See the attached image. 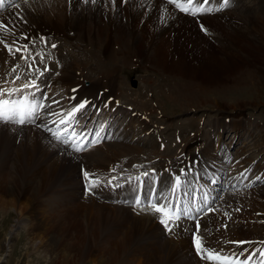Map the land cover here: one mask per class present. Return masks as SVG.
<instances>
[{
	"label": "bare ground",
	"instance_id": "obj_1",
	"mask_svg": "<svg viewBox=\"0 0 264 264\" xmlns=\"http://www.w3.org/2000/svg\"><path fill=\"white\" fill-rule=\"evenodd\" d=\"M221 2L222 0H210L208 6L216 9ZM13 4L18 7H13ZM2 14V21L9 31H0V39L4 41L0 43V48L4 50L0 53V88L19 89L13 98L28 96L30 100L45 105L44 108L38 109L37 117L32 123H0V160L15 167L16 172L20 174L21 168L17 167L19 154L24 157L27 168L38 167V161L40 166H49L30 172L28 186L33 198L19 190L10 194L13 196L12 199L10 197L11 200L21 198L33 212L41 215V222L30 228L31 231L39 230L45 233L53 229L60 234L62 231L67 233L66 229L74 231L82 228V216L87 227L95 230L107 228L109 236L106 242L113 240V246L119 236L117 228L124 230L128 223L126 219L130 218L133 224L124 230L125 234L118 246L121 248L126 242L139 243L149 239L143 248L157 254L161 248L162 253L158 254L157 258L160 264H209L206 260L200 263L197 261L194 245L197 225L199 229L201 227L198 235L201 236L204 246L224 255L244 249L247 250V255L239 257L244 260L253 250L264 248L261 243L264 242V126L259 123L246 126L241 123V113L245 111V106H258L257 99L264 95V0H230L226 8L195 16L179 11L174 5L168 4L167 0H115V3L113 0H96L95 3L92 0H5L0 8V16ZM212 16L224 18L232 26L228 31L215 19L208 21V25L214 27L230 47L236 48L233 52L243 57L242 63L247 69L242 68L240 63H234L230 56L226 57L225 62H219L215 51L209 48L208 42L206 43L195 30L193 20L200 23L201 18ZM95 36H98V39ZM140 40L146 48H138ZM5 44L12 48V52H9ZM111 45H117V50L114 48V52L111 51ZM189 45L191 48L187 50ZM129 56L136 58L135 65L143 59L146 63L149 61L151 66L147 70L151 77L145 78L139 90L135 92L130 91L121 80L123 76L120 73ZM188 62L192 66L189 64L187 69L185 64ZM195 63L199 64L198 68ZM234 67L237 71L235 74L243 70L249 81L248 86L233 84L225 88V85L221 92L235 93L247 87L248 94L254 95L255 98L247 105L246 102L241 106L231 105L236 120L233 116L230 120L228 116H223L217 120V125L211 126L208 137L202 140L195 119H188L187 128L191 129L194 136L188 135L186 130H183L186 133L179 134L184 138L183 148L171 163L170 156L178 151L170 152L167 149L168 142L163 151V139L159 136L154 139L156 132H162L158 130L159 126L164 124L157 126L155 121L154 126L153 123H148L149 116L158 114V108L149 106L152 103L155 105L156 101L158 104L162 103L158 99L160 93L166 96V102L172 99L180 104L185 99L194 100V91L188 89L192 86L191 88L195 87L196 90L199 85L196 76H200L203 68L208 71L212 68L216 71L224 68L223 73ZM4 71L8 72L7 76ZM153 71L160 72L161 75L154 74ZM187 75L191 77L190 81L186 79ZM170 77H175L177 81L171 80ZM29 82H34L36 87L24 88L23 85ZM150 92L153 93L152 98ZM187 93L190 98H187ZM201 94L204 95L200 92ZM84 101L88 102L86 108L77 114L76 122L68 126L69 135L74 131L83 137L81 142L84 149L76 152L69 145L55 140L48 129L56 131V124L52 121L57 118L51 113L66 112ZM214 104L218 110L225 109L216 102ZM133 123H137L140 129L133 131ZM231 123L234 125L228 126ZM221 126L225 127L224 130ZM60 127L63 131L65 126ZM228 129L231 131L226 138L228 143L225 144L224 136L221 135ZM121 131L124 133L122 132L119 138L114 136V132L117 134ZM97 132L100 133L99 142L91 143L97 139ZM141 134L146 136L147 142L142 140ZM162 134L164 136V133ZM211 134H216L217 137H212ZM245 136L253 142L254 155L249 160H243L242 156L246 152L239 154L236 165L241 171L232 172V168L229 175V178L235 180V184L231 181L222 185L219 180L226 172L222 158L228 160L231 157L227 145L233 147ZM160 138L162 140L158 142ZM199 140L205 143L201 144ZM111 141L112 143H109ZM86 150H89L92 164L86 171L92 179L98 181L90 191L86 179L84 180L87 187L83 188L79 178V166L75 164V159H72ZM143 157L145 159H141ZM143 161L146 163H142V166ZM130 164L136 165L134 178L129 172V177L125 178V175L118 184L114 173H110L113 178L109 176L108 172L117 168V165L123 168ZM149 165H152L153 171H149L146 176L142 175L145 173L143 168L150 167ZM65 167L73 171L70 184L78 185L71 187L62 180L57 171ZM249 172L252 174L246 177ZM13 176L16 177L15 174ZM176 176L181 177V185L176 193H172L171 188ZM22 177L23 175L19 178ZM136 177H140V180ZM16 180L17 177L10 182L15 183ZM143 182H152L150 192L147 193L144 189ZM114 183L117 185L114 186ZM129 183L132 185H128ZM134 185L138 186L136 190ZM256 186H260V190L251 191V188ZM222 187L226 190L222 191ZM240 187L245 191L230 193L237 192ZM249 189L251 195L246 192ZM261 190L263 193H260ZM98 191L103 193V203L96 200L102 202ZM218 194L220 198L221 194L224 197L222 196L216 205L214 202ZM131 196H134L132 200ZM137 196L141 197V207L135 206ZM41 197L47 198L46 201H42ZM2 200L0 211L12 210L13 207H10L6 200ZM148 201L171 202L181 211L187 210V215H184L187 219L184 220V216H181L176 222L177 226L170 232V237L166 236L167 240H163L164 233L161 223L158 222L160 214L147 207ZM226 202L230 203L229 206ZM67 205L69 207H66ZM237 207H241V210H237ZM128 208L142 210H135V214H132ZM128 211L131 216L127 214ZM149 211L155 218L148 214ZM189 218H197L198 221L189 222ZM21 224L23 220L20 218L13 224L14 230H11L5 239L3 253L11 250L10 237L23 227ZM60 234L56 236L57 241L66 243L68 233L67 236ZM185 239L187 240L183 242ZM112 250L103 253L101 263L118 262L119 251L116 249L113 254ZM179 253L181 255H178ZM257 259L260 257L257 256Z\"/></svg>",
	"mask_w": 264,
	"mask_h": 264
},
{
	"label": "rangeland",
	"instance_id": "obj_2",
	"mask_svg": "<svg viewBox=\"0 0 264 264\" xmlns=\"http://www.w3.org/2000/svg\"><path fill=\"white\" fill-rule=\"evenodd\" d=\"M12 12H11V14H12ZM2 15L0 16V20H2V18L4 17V15L3 16ZM245 18L247 19L248 17H245ZM214 19L218 23H220V25H222L226 30L230 31L228 28L229 27L231 28L232 26L229 25V22L225 21L224 18L220 19L217 16H212L211 18L210 17L201 18L200 23L195 22V20H193V22L195 23V26H196L195 30L202 37V39H204V41H206V43L208 42V44L210 46V47L209 46L208 47L210 49H212L213 51H215L214 53L216 54L217 60L219 62H221V61L225 62L227 60L228 56H230L229 58L232 59V61L234 63H237V64L240 63V64H242V68L244 67L245 69H247L245 67V64L242 63L243 57H241V55L233 52L236 48L230 47L229 43L226 42L225 38H223L222 35L218 31H216V29L214 27L208 25L209 24L208 21L214 20ZM202 25L204 26V28L207 31L202 30V28H201ZM124 26H125V23H124ZM125 28H126V26H125ZM73 36H74V34L72 35V37ZM95 37H97V39H98V36H95ZM111 41H112V39H111ZM143 45H144V43H143V41H141L140 44L138 45V48H142V49L146 48ZM188 47H186V49L190 50L191 45H189ZM114 48L116 51L118 48L117 45H111V51L114 52ZM142 49H138V50L142 51ZM3 51L4 50L2 48H0V53H3ZM10 54L12 55L13 53H10ZM128 59L126 60V66L122 67V71H121L122 73H120V74L123 77L121 78V80L126 84V87L130 91L135 92V91L139 90L140 86L142 85V81L145 80V78H149L148 76H150V75L147 72V70L151 66H149L150 65L149 61H148V63H146L143 59L140 60L141 63L139 62L138 65L134 64V62H136V58H134L133 56L132 57L129 56ZM131 60H132V62H131ZM189 64H190V62L187 63L188 66L185 64V67L186 68L189 67ZM190 65L192 66V64H190ZM193 66H194V64H193ZM195 66H196V68H198L199 64L195 63ZM212 67H213V65H212ZM223 69L224 68H222L221 70L217 69V71H218V73H217V71L213 68L210 69V71L203 68V70L200 72V76H198V75L196 76L197 82L199 84L198 87L196 88V90H195V87L191 88L192 86H190V88L188 89L189 91H191V90L194 91V93L192 94L196 97V98H194V100H192V99L191 100H188V99L183 100L182 99L183 101L180 102V104L175 103L177 101H173L172 99L169 100V102L168 101L166 102V100H164V98H166V96H163L164 94L160 93V97H158V99H160L162 101V103L158 104V102L156 101L155 105L153 103L151 104L152 106L150 104H148V105H150L149 108H151V107L154 109L158 108V111H157L158 114H155L153 116H149V119H147L148 123H150V124L153 123L152 125H154V126H156V123H157V126H158V124L162 123V124H164V125H162V127L166 128V129H163L160 125L159 127L162 129L159 128L158 130L162 131V132H160V134H159V132H156L154 139H156L155 138L156 136H159L163 139V145H164V147L162 148L163 151L166 149V145H167L166 143L167 142H168V146H169V148L167 147V149H169L170 152L171 151L172 152L178 151V153L172 154L170 156V159H171L170 162L171 163L174 162V158L179 155L181 149L183 148V141L182 140H184V138H182L179 134H181L182 132L186 133V131H187L188 135L190 134L191 136H194V134L191 133V129L187 128L188 127L187 124L189 122L188 119L189 120L195 119V124L197 123V125H198L197 128H199L198 132L200 130V132H199L200 138H201L200 140H202V139H205L208 137L207 134L209 135L210 129L212 128L211 126L217 125L215 123L217 122V120H219L223 116H228L229 120L233 116L236 120V117L234 116L235 114H233V113H235V111L232 110L231 105L237 104V105L241 106L243 104V102H246L245 105H247L248 102H250L252 99L255 98L254 95L248 94V88L247 87L243 89L244 91L239 90V91H236L235 93H233V92L222 93L221 89L225 85L227 86V87L225 86V88H229L233 84H239V85L246 84L248 86V83H249V81H247L248 78H247V76L245 77L242 69L238 74H235L237 72L235 67L232 70L225 71L222 73ZM142 70H144V71H142ZM155 73L160 74V72H154V74ZM203 73H205V74H203ZM4 75L7 76L8 72L4 71ZM209 75H212V76H209ZM0 76H1V74H0ZM186 77H187L186 79H188V81H190L189 78H191V77H188V75ZM170 79L173 81H177L175 77H170ZM200 84H202L204 86H202ZM207 90L209 91L208 93H207ZM200 92L203 93L204 95H202V94L200 95ZM230 94H231V96H230ZM152 95H153V93L150 92L151 98L153 97ZM186 96L188 98L189 93H187ZM257 100H259L258 106L248 107V108H247V106H245V111H243L241 113V119H242L241 123L245 124L246 126H248L251 123L252 124L253 123H259L260 125L264 126V95H262V98L257 99ZM214 102H216L221 107H225V109H222L223 110L222 114H221L222 110H218V107L215 106ZM187 107H189L190 109ZM193 109H196V110H193ZM190 111H193V112H190ZM156 118H158V119H156ZM155 121H157V122L155 123ZM165 121H166V123H164ZM169 121L170 122L172 121V123L170 124ZM124 124H123V126H124ZM137 125H138L137 123H133V126H132V128L134 129L133 131H137L138 129H140L139 125L138 126ZM233 125H234V123H231L228 126H233ZM175 126H177V127H175ZM219 127H220V125H219ZM221 127L224 130L225 127H223V126H221ZM172 128H173V130H172ZM183 130H186V131H183ZM230 131L231 130L228 129L227 132H225L221 135V137L224 136L223 140H225L224 141L225 144L228 143V140H226V138H228L227 136H229ZM116 132H114L113 134L115 137L117 136V138H119V136L124 133L123 131H121L120 133L115 134ZM162 133H164V136ZM166 133H168L170 138ZM214 135L216 136V134H214ZM214 135H212V137H214ZM141 136H142V140L147 142L146 136H144L142 134H141ZM173 137H174V139H173ZM161 138H160V140L158 139V142H160L162 140ZM168 139H172V140H168ZM103 141L106 142L107 140H103ZM134 142H136L135 139H134ZM200 142H201V144L205 143L202 141H200ZM109 143H112V141ZM109 143H105V144L101 143V145H107V144L109 145ZM252 146H253V142H251L250 139H247V136H245V138L243 140H238L236 142V144L233 145L234 148L232 146L227 145V147H228L227 151H229L231 153V157L228 160L226 158H224V159L222 158L223 163H224L223 165L226 166V172L222 175L221 179L219 180V182L222 185L224 183L227 184V183H230L232 181L230 178L227 177V176H229L228 172L231 173V171L233 170L232 172L240 173L241 168L238 165H236L237 161H238V160L236 161V159H237L239 154H241L243 151L246 152L245 155L242 156L243 160H249L254 155V151H253L254 149ZM89 157H90L89 150H86V152L83 151L81 154L75 156V158L74 157L72 158V159H75L74 160L75 164H78V166H79V170H78L80 172L79 178H80V180H82L81 184L83 185V188L87 187V184L85 183L86 181L84 180L85 177H83L84 175H82L83 173H85L83 171H86V169H89L92 165V164H90L91 161H90ZM23 159H24V157L22 156V154H19V157L17 158V161L19 164L17 167L21 168V174L16 172L15 167H13L9 164L7 165L6 162H4L3 160H0L2 162V163H0V164H2V166H0V200H2V199L6 200L7 204L10 207L14 208V209L12 208V210H10V211L9 210L5 211V212L0 211V258L2 259L0 261V264H103V263H101V261H102L101 257L103 256V253L110 252L112 249H113L112 250L113 254H115L116 249H118L119 252L118 251L117 252L119 253V255L117 258L119 260H118V262L113 261L110 264H152V262H153V264H160V261L157 258L162 253L161 248L158 249L159 255L155 251H153V252L149 251L148 252L147 248L146 249L143 248V246H145V244H147V242H149V239L148 240L146 239L143 242L141 241L139 243L133 242V243L129 244L128 242H126V244H124L121 248L118 246V245H120L122 237L125 234L124 230L126 228H129V226H131L133 224V223H131L132 219H130V218L126 219L128 223L126 224V226H124L125 229L124 230L122 229L123 232L120 231V228H117V232H118L119 236L117 237V239L115 238L116 241H115L113 246H112L113 240L106 242L108 239V236H109L107 228L104 229V227H103L100 230H95L92 227H87L86 222H85L86 220H82V216H80L81 222L79 221L80 224H82V228L75 229L74 231H72L71 229H66V231L68 233V240L66 241V243H62L60 241L59 242L57 241L58 238L56 239V236H58V234H60L59 231H55L53 229L52 230L50 229L48 232H45V233H43V232L41 233V231H39V230L38 231L37 230L31 231L30 228H32L33 226H35L39 222H41V215L36 211L33 212L29 205L28 206L25 205V204H27L25 200H22L21 198H20V200L18 198H15L16 199L15 201L11 200L13 198V196L10 194L19 190L22 194L27 195L30 198H33V196L30 193L31 189L28 186V179L31 176L30 172L43 170V169L48 168L49 166L48 165H46L44 167H43V165L40 166V162L38 161V167H35L34 169H33V167L27 168L25 166V162L23 161ZM141 159H145V158L143 157ZM142 163L145 164L146 162L145 161L141 162V165L143 166ZM159 163L161 164V162H159ZM159 163H154V164L156 165ZM130 165L123 166V168L121 166L117 165V168H114L116 170L113 169V171L108 172V173L109 174L114 173V176H116L115 178H118V181H117L118 184H120V181L123 180V177L125 175H126L125 178L129 177V176H127L129 174V172L131 173L129 175L133 176V178L136 176L135 174H133L136 172L134 169L136 165L135 164H130ZM152 165H149L150 167H144L143 168L145 170V173H150L149 171H153V168L151 167ZM236 166H238L239 171H238V168H236ZM68 169L69 168H67V167H65L64 169L61 168V170L58 169L57 172L61 176L62 180L65 181L66 184H68L69 186L73 187V186L78 185V184H75V185L70 184L71 183V177L73 176V171H71L69 169V172H71V173H69ZM234 169L237 171H235ZM254 169H255V166H254ZM24 170H27L28 172H24ZM59 170H60V172H59ZM252 172H249L246 175V177H250ZM243 173L244 172H242V174ZM2 174H4L5 177ZM13 174H15L17 177V180L15 181V183L10 182L11 179L16 178L13 176ZM22 175H23V177L19 178ZM111 175L113 176V174H110L109 176L112 177ZM6 179L8 182H6ZM119 179H121V180H119ZM83 180H84V182H83ZM127 181H129V180H127ZM234 181L235 180H233V182ZM151 184H152V182L149 184L144 183V189L147 190V193L150 192ZM234 184H235V182H234ZM116 185L117 184L114 183V186H116ZM128 185H132V184L129 183ZM226 186H228V185H226ZM134 187L136 190V188L138 186L134 185ZM256 187L251 188V191L255 190V192H257L260 190L259 189L260 186H256ZM222 189H223L222 191L226 190L225 187H222ZM235 189H237V188H235ZM235 189H233V190H235ZM237 190H238L237 192H230V193H236L237 194L238 192L241 193V192L245 191V190L242 191V187L238 188ZM251 191H250V189L246 190V192H249L250 195H251V193H250ZM98 193H99L98 196L101 197L102 202L98 199H96V200L99 203H103V201L105 200L104 196H101V194H103V193H101L100 191H98ZM260 193H263V190H261ZM219 194H218V198H217L216 202H214V203H216V205L224 197L223 194H221V198H220ZM10 197H11V199H10ZM44 197H41L42 201H46L47 198H44ZM133 198H134V196L131 198V200ZM41 199H40V201H41ZM79 199H82V198L79 197ZM83 199H84V197H83ZM128 201H129V199H128ZM229 202H226V203H228V204H226L227 206H229V204H230ZM235 203H238V202H235ZM36 204L38 205V203H36ZM239 206H241V205H239ZM66 207H69V205H67ZM234 207H236V206H234ZM128 209H130V208H128ZM135 210L141 211L142 209H134L133 208V209H130V212L132 214H135ZM226 210H227V208H226ZM237 210L240 211L241 207H237ZM130 212L129 211L127 212V214L129 216H131ZM149 212H148V214L151 215L152 212L151 211H149ZM151 216H153V215H151ZM19 218L21 220H23V224H21V225H23V227H20L10 237L11 238V250H9V252L6 251L5 253H3V246L5 244V239H7L6 237H8L11 230H14L13 224ZM189 220H190L189 222H193V223L198 221L197 218L195 220L194 219H192V220L189 219ZM258 223H260V221ZM160 226H161L162 231L164 233L163 240H167L166 236L168 235V237H170V232L167 231L162 224H160ZM200 226H201V224H200ZM200 229H201V227H200ZM95 231H96V233H95ZM67 233L62 231V234H60V236H62V235L67 236L66 235ZM165 233H167V234H165ZM51 234H52V236H51ZM31 235H33V236L31 237ZM64 238H67V237H64ZM200 238H201V236H200ZM241 238L244 239L242 236H241ZM112 239H114V238L112 237ZM187 239H189V235H188ZM187 239L183 240V242H185ZM160 242H164V241H160ZM34 243H35V245H34ZM141 243H143V244H141ZM137 244H139V245H137ZM163 244H165V243H163ZM35 251H37V252H35ZM243 252H244V255L240 256L242 258V257L247 255L246 250L242 249L241 252L238 251V252H236V254H240ZM155 255H157V256H155ZM178 255H181V253H179ZM196 255H197V253H196ZM202 260L203 259H201L197 255L198 263H200V261H202ZM163 264H166V263H163Z\"/></svg>",
	"mask_w": 264,
	"mask_h": 264
},
{
	"label": "snow or ice",
	"instance_id": "obj_3",
	"mask_svg": "<svg viewBox=\"0 0 264 264\" xmlns=\"http://www.w3.org/2000/svg\"><path fill=\"white\" fill-rule=\"evenodd\" d=\"M85 2H87V0H85ZM92 2L95 3L96 0H92ZM4 3L5 0H0V8L3 7ZM113 3H115V0H113ZM167 3L174 5L175 8L181 12L195 16L198 14L218 11L226 8L229 6L230 0H222V2L219 4V8L216 9L208 6L210 0H203V3H201V0H195V2L194 0H167ZM13 7H18V5L13 4ZM201 28L203 31H207L203 25ZM0 31L5 33L9 31L7 25H5L2 20H0ZM0 43H4L3 39H0ZM5 47L8 48L9 52H12V48L8 44H5ZM53 47H55V45H53ZM16 51H20V49H16ZM13 71H15V68ZM17 79H19L18 76ZM23 87L34 88L36 85L34 82H29L23 85ZM17 91H19V89L0 88V123H14L17 125L32 123L37 117L38 109L45 107V105L42 103L30 100L28 96H24L21 99L13 98ZM87 103V101H84L66 112L51 113L52 116L57 118L52 121V123L56 124V131L48 129L51 132V135L55 140L69 145L76 152L82 151L84 149V144L81 142L83 137L74 131L71 133V135H69L68 126L76 122L77 114L86 108ZM61 125L65 126L63 131L61 130ZM96 137L97 139L91 143L99 142V132L96 133ZM142 175L146 176L148 174L144 173ZM84 177L88 181V189L90 191L91 188L95 186L96 183H98V181L92 179L90 174L87 172L84 173ZM136 179L140 180V177H136ZM180 185L181 177L176 176L174 178L171 192L176 193L179 190ZM135 206H142V200L140 196L136 197ZM147 207H149L155 213L160 214L159 222L169 232L172 231L174 226H177L176 222L180 220L181 216L187 215V210L181 211L171 202L159 203L158 201H148ZM198 233L199 225H197V232L194 233V245L196 253L201 259L208 261L209 264H264V248L253 250L251 254L246 257V259L240 260L239 257L244 255V253L224 255L222 252L215 249L206 248ZM261 243L264 244V242ZM257 256H259L260 259H257Z\"/></svg>",
	"mask_w": 264,
	"mask_h": 264
}]
</instances>
